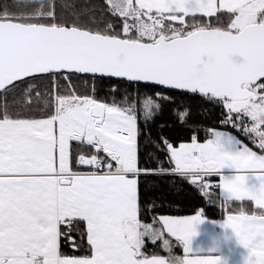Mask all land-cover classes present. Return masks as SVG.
<instances>
[{
    "label": "snow or ice",
    "instance_id": "6c2138e0",
    "mask_svg": "<svg viewBox=\"0 0 264 264\" xmlns=\"http://www.w3.org/2000/svg\"><path fill=\"white\" fill-rule=\"evenodd\" d=\"M106 82L113 95L126 85L124 101L98 97ZM172 90L222 105V123L264 152V0H0V264H227L213 253L229 239L242 264H264V154L209 129L204 143L163 138L173 167L141 166L140 113L151 120ZM142 175H177L206 196L218 176L223 239L193 252L203 211L143 223ZM245 201L255 210L233 214ZM145 237L169 255L145 254Z\"/></svg>",
    "mask_w": 264,
    "mask_h": 264
},
{
    "label": "trees",
    "instance_id": "16d2710c",
    "mask_svg": "<svg viewBox=\"0 0 264 264\" xmlns=\"http://www.w3.org/2000/svg\"><path fill=\"white\" fill-rule=\"evenodd\" d=\"M81 4H101L106 0H79ZM118 30L122 29L123 20L120 18H111ZM178 26V22H174ZM37 85L40 82H34ZM44 83H47L46 81ZM78 94H90L92 81L85 82L79 80ZM27 87V86H25ZM126 85H119V91L114 95L111 92V84L105 83L103 88L98 90V97L111 103L113 99L117 103L124 101V91ZM35 95V94H33ZM171 95L172 101L162 104L161 111L155 114L151 120H145L142 112L138 119L140 128V144L142 167H173L170 164V157L167 153L166 146L163 145V138H167L174 147L181 144H189L192 142L193 136H196L197 142L202 143L210 138L209 129L230 132L247 145L250 149L261 152L255 144L244 134L242 127L234 128L231 124H223L222 121L227 117V110L222 105H215L200 94H181L177 92L166 93ZM185 113L184 119L181 120L180 114ZM249 122L244 121L247 125ZM149 138L153 142H158L160 147H154L149 143ZM74 146H75V142ZM146 148V150H145ZM264 153V152H262ZM73 170L86 172L85 166H77L73 161ZM209 185H218L217 177H208ZM209 186V187H210ZM212 188V186H211ZM219 189L213 187L204 195L198 187L191 185L187 180L177 175L167 176H151L142 175L140 177V197L142 211L140 219L145 224H151L153 227H159L160 217H185L195 215L197 211H203L206 219L218 220L227 214L225 209L217 205ZM211 193V194H210ZM239 207H244L249 211L255 210L250 202H236L231 206V210L235 213ZM79 240V235L74 234ZM171 244L175 246V242L171 240ZM174 253H180L178 247L173 248ZM62 251L72 253L73 249L69 242H62ZM143 251L147 255H165L159 242L146 243ZM78 255L86 254V249L77 252Z\"/></svg>",
    "mask_w": 264,
    "mask_h": 264
},
{
    "label": "crops",
    "instance_id": "0c3cea01",
    "mask_svg": "<svg viewBox=\"0 0 264 264\" xmlns=\"http://www.w3.org/2000/svg\"><path fill=\"white\" fill-rule=\"evenodd\" d=\"M204 142H202V143H204ZM191 143L192 142H190L189 144H191ZM259 154H264V153L260 152ZM214 177H217L218 184H219V182H220L219 177L218 176H214ZM245 202H248V201H245ZM217 205L221 206V199L219 197V192H218ZM251 205L255 209V205L253 203H251ZM225 216L226 215H224V217ZM224 217H222L221 219H218V220L205 219L203 223L196 226L197 234L192 237L191 243H190V247L194 253L206 254L207 250L213 247L215 241L223 239V236L225 235V230L221 229V227L219 226V223H216V222L222 220ZM177 218H180V217H177ZM159 221H160V219H159ZM158 229H161V230L163 229V225L160 222H159ZM227 231H228V233H230V230H227ZM163 238L169 240L170 244H171V240H173L175 242V246L173 244H171L173 255H177V256H184L185 255L183 253L182 247L178 245V243L175 241L174 237H170L167 234V232H163ZM144 240H145V244L146 243H153L152 239L149 237H145ZM155 242L160 243V246L162 247L163 252L165 254L163 256L167 257L169 255V252L166 251L165 248L162 246L163 241L160 239H157ZM174 247H178L180 250V253H174V251H173ZM213 254L214 255H220L221 257L226 258L227 264H242V257L245 254V250L241 246H238L233 239H229V241L226 244H222L219 247L218 251L214 252ZM189 258H196L195 254H193Z\"/></svg>",
    "mask_w": 264,
    "mask_h": 264
},
{
    "label": "rangeland",
    "instance_id": "374dc122",
    "mask_svg": "<svg viewBox=\"0 0 264 264\" xmlns=\"http://www.w3.org/2000/svg\"><path fill=\"white\" fill-rule=\"evenodd\" d=\"M212 177H214V176H212ZM212 186V188H213V186L214 185H211ZM211 186L209 187V192L212 190V188H211ZM200 190V189H199ZM207 191V190H206ZM202 193V192H201ZM211 194V193H210Z\"/></svg>",
    "mask_w": 264,
    "mask_h": 264
},
{
    "label": "water",
    "instance_id": "95a60500",
    "mask_svg": "<svg viewBox=\"0 0 264 264\" xmlns=\"http://www.w3.org/2000/svg\"><path fill=\"white\" fill-rule=\"evenodd\" d=\"M171 92H177L180 93L178 90H172ZM187 94H191V93H187ZM198 94V93H197Z\"/></svg>",
    "mask_w": 264,
    "mask_h": 264
}]
</instances>
